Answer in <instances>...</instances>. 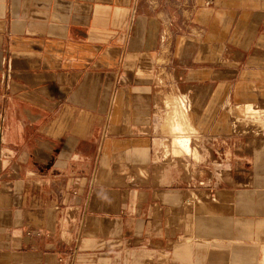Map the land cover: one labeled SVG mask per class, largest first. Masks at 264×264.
Here are the masks:
<instances>
[{"label":"crops","instance_id":"crops-1","mask_svg":"<svg viewBox=\"0 0 264 264\" xmlns=\"http://www.w3.org/2000/svg\"><path fill=\"white\" fill-rule=\"evenodd\" d=\"M160 68L226 156L215 201L145 176ZM253 104L264 0H0V264H264V134L232 129Z\"/></svg>","mask_w":264,"mask_h":264},{"label":"rangeland","instance_id":"rangeland-1","mask_svg":"<svg viewBox=\"0 0 264 264\" xmlns=\"http://www.w3.org/2000/svg\"><path fill=\"white\" fill-rule=\"evenodd\" d=\"M156 76L158 77L157 87L161 89L158 95L161 98H163L164 95L167 96L166 99L169 100L171 106L169 107L168 105H166V107H164L162 106L163 103H161L160 99L157 100V125L155 136L157 153L155 157V163H153L151 166V171L147 168L145 176L152 172L154 174V177L159 180L161 178L163 179L166 174H169L170 171H172L174 174L179 175L182 179L184 178L189 184L188 189L190 191V194L188 203L190 207L193 206L194 202H197L192 197L193 193H200L206 197L208 194L210 198L205 199L206 201L212 200L214 198L216 199V193L212 192L211 189L219 187V184L222 181H227L229 177V170H227L228 163L225 160L226 156L224 155V152H220V154L215 153L210 144L213 138L203 134H201L200 136L193 129V127H191L192 124L190 123V120V127L187 132L188 135L193 139L192 142L194 148H197L200 145L201 149L199 147L197 148L200 155L198 157L194 154L192 156H181L178 154L174 155L170 150H165L163 152L162 143H170L175 139L170 131L175 107H179V104H181L180 101L185 98L192 99L193 93L180 91L179 88L175 86H166V79L168 76L170 77V74L164 68H160L157 71ZM163 88L165 90H163ZM189 102L191 108L193 105V101L191 100ZM162 107L164 108V111ZM254 107L257 109V111L259 110L260 113L254 117L247 115L244 112V107L240 111H232V129L234 128L236 133L254 136L258 133V135H262V133L264 134V104L255 105ZM185 108L186 107H184L183 109L184 112ZM253 130L257 131L258 133L254 132ZM232 131L234 132V130ZM252 131L254 132V134L252 133ZM162 155L169 159H163ZM205 193L207 194L205 195Z\"/></svg>","mask_w":264,"mask_h":264},{"label":"bare ground","instance_id":"bare-ground-1","mask_svg":"<svg viewBox=\"0 0 264 264\" xmlns=\"http://www.w3.org/2000/svg\"><path fill=\"white\" fill-rule=\"evenodd\" d=\"M181 104H179V107H175V110H174V114H175V117L173 115V122H172V132H173V136H174V145L180 147L185 153L189 154L190 153V144H191V137H189V135H187V131L188 129L186 128L185 130V126L183 127V124H182V118H183V123L185 122L184 121V117H185V114H186V110L188 111L190 109V103L188 101L187 98L183 99L180 101ZM184 107L185 108V112H184ZM173 108V107H172ZM250 108V107H249ZM253 108V107H251ZM252 111V109H251ZM256 111V110H255ZM259 111V110H258ZM252 113V112H251ZM255 113V112H254ZM258 114V112H257ZM256 115V114H255ZM186 120V119H185ZM186 124V123H184ZM187 125V124H186ZM259 129V128H258ZM257 130V129H256ZM254 131V130H253ZM252 133L254 134V132L258 133L257 131H254ZM259 131V130H258ZM263 131V130H262ZM259 134V133H258ZM256 135V134H255ZM203 193V192H202ZM204 194V193H203ZM207 193H205L206 195ZM207 198H210V196H208L207 194V197L202 195V194H194L193 196V199L195 201H199V202H202V201H206L205 199ZM215 201L217 200V198L215 199H212V201ZM215 203V202H214ZM217 207V206H215ZM261 242V241H260Z\"/></svg>","mask_w":264,"mask_h":264}]
</instances>
